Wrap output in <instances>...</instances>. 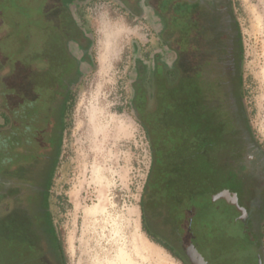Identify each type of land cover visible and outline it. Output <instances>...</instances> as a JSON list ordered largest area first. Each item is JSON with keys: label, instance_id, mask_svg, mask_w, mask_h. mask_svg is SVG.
I'll return each mask as SVG.
<instances>
[{"label": "rangeland", "instance_id": "1", "mask_svg": "<svg viewBox=\"0 0 264 264\" xmlns=\"http://www.w3.org/2000/svg\"><path fill=\"white\" fill-rule=\"evenodd\" d=\"M42 1L0 2V14L10 8L6 28H0V78L8 77L0 84V264H54L44 236L45 198L66 264H183L152 241L142 221L155 144L153 132L148 135L130 111V74L134 44L155 46L149 26L106 0L86 11V22L95 25V69L84 78L63 129L62 102L52 94L64 89L58 76L69 65L58 25L67 30L71 22L52 12L44 21ZM233 8L247 132L228 134V121L226 127L209 121L205 130L204 119L195 116L190 125L177 120L164 134L166 149L191 152V182L209 193L203 204L208 217L194 237L213 241V223L221 221L225 234L238 240L240 264H250L255 238L264 252V226H257L264 221V183L248 188L240 176L244 154L256 156L249 140L264 152V0H233ZM196 34L190 15L184 35L163 46L178 49ZM166 101L175 103L174 91L167 90ZM236 200L248 213L243 225L234 222Z\"/></svg>", "mask_w": 264, "mask_h": 264}, {"label": "flooded vegetation", "instance_id": "2", "mask_svg": "<svg viewBox=\"0 0 264 264\" xmlns=\"http://www.w3.org/2000/svg\"><path fill=\"white\" fill-rule=\"evenodd\" d=\"M96 1H42L41 15L44 21L47 14L52 12L60 13L61 18H67L71 22V27L67 30L61 26L62 23L58 25L59 33L64 38L61 50L66 58L65 63L69 65L58 76L65 82L64 89H55L52 94L62 102L60 120L63 129L84 78L95 69V25L87 23L84 16ZM106 1L116 5L121 12L147 24L155 38V46L147 50H141L134 44L130 74V111L138 122L144 124L148 135L153 132L149 137L155 144L151 175L142 206L146 234L183 264H202L203 261L240 264L238 240L232 234H225L226 229L221 221L213 223L218 227V234L213 241L206 236L201 237L200 241L197 236L194 237V228L198 230L199 222H202L203 229L204 220L208 217L203 204L210 201L209 193L205 191L203 184L195 185L191 182V152L166 149L167 138L164 134L167 129L172 130V125L177 120L190 125L195 116L204 119L202 124L205 130L211 121L222 123L225 127L228 125V134L243 131L238 86L239 32L236 29L233 0ZM49 4L53 6L50 7ZM9 10L10 8L0 14V28H6L7 21L10 20ZM190 15L194 16L196 39L178 49L164 47V43L184 35V25ZM44 28L45 25L42 29ZM7 81L8 77L0 78L1 85ZM167 90L174 91V104L166 101ZM235 91L237 94L233 95ZM224 108H227V112L226 109L224 111L226 118L221 113ZM157 120L158 127L154 126ZM225 121H228L227 125ZM252 142L248 143L251 153ZM171 146L173 145L168 147L172 149ZM202 152L201 156H204V151ZM258 154L255 157L247 154L243 156L240 179L244 181L242 185L248 188L264 183V152L260 151ZM234 203L235 207L243 208L238 200ZM247 219L248 214L245 222ZM234 222L239 221L236 219ZM257 226H264V221L258 220ZM228 231L232 233L231 229ZM224 241L227 244L224 245ZM257 251L261 253L264 264L261 242L255 238L252 256ZM252 256L250 264H253Z\"/></svg>", "mask_w": 264, "mask_h": 264}, {"label": "trees", "instance_id": "3", "mask_svg": "<svg viewBox=\"0 0 264 264\" xmlns=\"http://www.w3.org/2000/svg\"><path fill=\"white\" fill-rule=\"evenodd\" d=\"M239 47H240V45H239ZM241 62H242V52H241V50H239V63H240V66H241ZM238 86H239V92H240L241 79L239 81ZM145 189H148V186ZM44 205H45L44 209L46 211V223H47V227L44 230V233H45L44 236H46V238L49 241L48 250L51 252V254L54 257V264H66L65 263L66 259H65L64 251H63V249L61 247L60 241L58 240L57 234L55 233V231L53 229V225H52V222H51V219H50V216H49L50 214H49L48 210L46 209V207H47V198H45V204Z\"/></svg>", "mask_w": 264, "mask_h": 264}, {"label": "water", "instance_id": "4", "mask_svg": "<svg viewBox=\"0 0 264 264\" xmlns=\"http://www.w3.org/2000/svg\"><path fill=\"white\" fill-rule=\"evenodd\" d=\"M242 112V111H241ZM243 131L247 132V129L245 127H243ZM245 132V133H246ZM251 141V139L249 140V142ZM251 148H252V152L253 154L256 153L255 155L258 156V151L256 150L255 145L253 144V142L251 143ZM254 149V150H253ZM247 210L245 208H240V207H236V213H235V217L236 219H238V224L243 225L245 224V219L247 218ZM247 227V226H246ZM252 262L253 264H263L262 261V255L259 251L255 252L252 256Z\"/></svg>", "mask_w": 264, "mask_h": 264}, {"label": "bare ground", "instance_id": "5", "mask_svg": "<svg viewBox=\"0 0 264 264\" xmlns=\"http://www.w3.org/2000/svg\"><path fill=\"white\" fill-rule=\"evenodd\" d=\"M123 256V255H122ZM119 264H133V263H130V261H125V260H122ZM137 264V263H136Z\"/></svg>", "mask_w": 264, "mask_h": 264}]
</instances>
